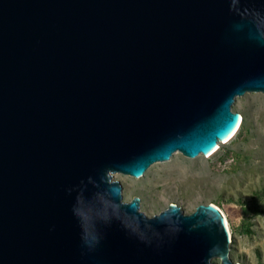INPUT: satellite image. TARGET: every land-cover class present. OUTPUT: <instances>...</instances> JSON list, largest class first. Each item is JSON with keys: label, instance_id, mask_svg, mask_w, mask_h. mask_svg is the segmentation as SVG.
Masks as SVG:
<instances>
[{"label": "water", "instance_id": "1", "mask_svg": "<svg viewBox=\"0 0 264 264\" xmlns=\"http://www.w3.org/2000/svg\"><path fill=\"white\" fill-rule=\"evenodd\" d=\"M246 92L264 0H0V264H241L213 203L148 216L113 174L210 154Z\"/></svg>", "mask_w": 264, "mask_h": 264}, {"label": "rangeland", "instance_id": "2", "mask_svg": "<svg viewBox=\"0 0 264 264\" xmlns=\"http://www.w3.org/2000/svg\"><path fill=\"white\" fill-rule=\"evenodd\" d=\"M232 109L244 122L211 156L191 158L177 151V156L153 163L142 177L117 172L113 178L123 186V200L139 196L148 216L170 203L185 213L201 203L217 205L229 223L231 259L264 264V93L237 96Z\"/></svg>", "mask_w": 264, "mask_h": 264}, {"label": "bare ground", "instance_id": "3", "mask_svg": "<svg viewBox=\"0 0 264 264\" xmlns=\"http://www.w3.org/2000/svg\"><path fill=\"white\" fill-rule=\"evenodd\" d=\"M243 122H244V117L242 116V114L240 113V119H239V123H238V126L236 127V129H235V131L233 132V134L225 141V142H218V146L210 153V154H208V155H206V156H211L212 154H214L218 149H219V147L221 146V144H223V143H226V142H228V141H230L236 134H237V132L239 131V129L241 128V126H242V124H243ZM179 153L178 152H175L174 153V156H177ZM200 156H205L204 154L203 155H198V157H200ZM215 205V204H214ZM215 206H217V205H215ZM224 214V213H223ZM224 217H225V222H226V225H227V228H228V230H229V233L231 234V231H230V228H229V223H228V220H227V217H226V215L224 214Z\"/></svg>", "mask_w": 264, "mask_h": 264}]
</instances>
